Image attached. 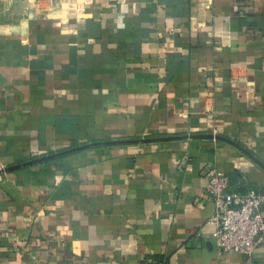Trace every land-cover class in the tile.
<instances>
[{
    "label": "crops",
    "instance_id": "1",
    "mask_svg": "<svg viewBox=\"0 0 264 264\" xmlns=\"http://www.w3.org/2000/svg\"><path fill=\"white\" fill-rule=\"evenodd\" d=\"M209 169L264 195V0H0V264H264Z\"/></svg>",
    "mask_w": 264,
    "mask_h": 264
},
{
    "label": "built area",
    "instance_id": "2",
    "mask_svg": "<svg viewBox=\"0 0 264 264\" xmlns=\"http://www.w3.org/2000/svg\"><path fill=\"white\" fill-rule=\"evenodd\" d=\"M204 176L206 194L214 206L210 223L217 252L249 258L264 241V218L260 212L264 195L254 189L244 193L231 191L228 178L213 169L206 170Z\"/></svg>",
    "mask_w": 264,
    "mask_h": 264
},
{
    "label": "water",
    "instance_id": "3",
    "mask_svg": "<svg viewBox=\"0 0 264 264\" xmlns=\"http://www.w3.org/2000/svg\"><path fill=\"white\" fill-rule=\"evenodd\" d=\"M11 169H13V168H9L8 170H11Z\"/></svg>",
    "mask_w": 264,
    "mask_h": 264
}]
</instances>
